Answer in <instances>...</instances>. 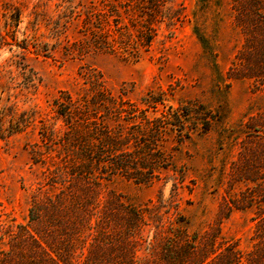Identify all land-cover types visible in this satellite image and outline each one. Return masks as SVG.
<instances>
[{"label": "rangeland", "instance_id": "1", "mask_svg": "<svg viewBox=\"0 0 264 264\" xmlns=\"http://www.w3.org/2000/svg\"><path fill=\"white\" fill-rule=\"evenodd\" d=\"M242 43L231 0H0V250L28 223L34 196L70 181L74 142L110 135L164 165L148 183L105 170L97 191L101 205L147 211L134 244L140 263L159 259L172 234L217 253L251 252L260 199L218 221L254 189L234 170L245 135H257L244 125L264 111L259 86L228 78ZM64 106L78 112L70 124L58 115ZM182 107L187 121L169 126Z\"/></svg>", "mask_w": 264, "mask_h": 264}, {"label": "trees", "instance_id": "2", "mask_svg": "<svg viewBox=\"0 0 264 264\" xmlns=\"http://www.w3.org/2000/svg\"><path fill=\"white\" fill-rule=\"evenodd\" d=\"M231 1L243 43L228 78L250 80L264 93V0ZM200 2L202 6L207 0ZM196 35L206 53L213 55L208 40L199 31ZM112 102L110 98L109 103ZM68 105H74L70 98ZM186 110L187 107H182L171 111L167 124L181 126L190 115ZM118 112L122 114L121 109ZM58 115L70 124L78 112L64 106ZM244 127L257 135H245L247 147L234 170L240 182L254 184V189L241 193L230 207L225 205L218 221L229 218L233 210L251 208L253 200L264 203V111L250 117ZM76 142L75 156L79 163L67 171L70 181H55L50 184L55 191L44 197L34 196L29 221L18 227L8 248L0 250V264H264V212L256 226V244L247 255L232 246L217 253L214 245L201 247L199 242L185 239L184 235L172 234L165 240L159 259L145 258L140 263L134 244L137 233L147 225V211L135 213L128 206L116 207L110 201L101 205L97 191L100 181L106 178L105 170H110L109 175L122 174L148 183L156 167H164L163 161L153 154L154 162L145 163L136 152L120 149L121 141L110 135L97 145ZM83 234L91 238L88 247L80 238Z\"/></svg>", "mask_w": 264, "mask_h": 264}]
</instances>
